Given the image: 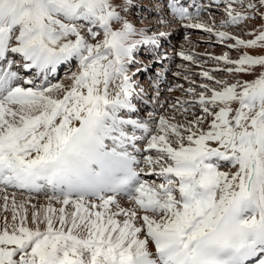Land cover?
<instances>
[{
  "label": "snow or ice",
  "instance_id": "1",
  "mask_svg": "<svg viewBox=\"0 0 264 264\" xmlns=\"http://www.w3.org/2000/svg\"><path fill=\"white\" fill-rule=\"evenodd\" d=\"M138 7L0 0V264H264V0ZM172 24L227 51L161 102Z\"/></svg>",
  "mask_w": 264,
  "mask_h": 264
},
{
  "label": "rangeland",
  "instance_id": "2",
  "mask_svg": "<svg viewBox=\"0 0 264 264\" xmlns=\"http://www.w3.org/2000/svg\"><path fill=\"white\" fill-rule=\"evenodd\" d=\"M137 2L140 5V7H138L137 9L134 10L135 11V16L137 18V23H138V25L145 26L147 23H151V21L153 20V18L155 16H154V14H152L151 10L149 9V7H148L149 5L146 7V6H143L141 4V3H143V1H140V0L138 1L137 0ZM215 15H216V19L219 20L221 18V16H222V11L221 12H216ZM205 18H206V16H205ZM253 26L259 27V21L258 20L253 21L252 24H250L248 27L250 29ZM241 27H243V25ZM231 30L235 31L237 34H239V31H240L239 28H235V27L233 29H231ZM187 32H189V31L187 30ZM188 34H189V36H192V35L196 34V32H189ZM184 35L185 34H180V35L177 34V36H176V38L174 40L176 42L183 41L184 47H186L187 51H190L189 52L190 54H193L195 56L196 62L199 65L205 66L206 67L205 70H211V69L216 68L218 66L214 60H211L208 57L210 55H220L224 51H227V49L223 45L217 43L215 37H209V36H207L205 34L204 40L202 38L201 39L202 41H196V39L192 41L191 40L192 38H189V40H184V38H183ZM244 38L247 39V38H250V37L245 36ZM190 40H191V43H189ZM170 41L171 40L168 39L166 42H164L165 45H163V49H165L168 46L169 47H172L171 46L172 44H170ZM185 43H186V45H185ZM146 54L147 53H144V52H142L140 54L138 53V59H144V60L147 61L148 59H147ZM230 55L233 58H235L236 55H237V53L235 51H232V52H230ZM189 63H190V61H184L181 58H178V59L174 60V65H173V68L172 69L175 70V73H180V75H177V77H178L177 79L178 80H182L181 77H185V76H189L190 75V73H186L187 75L185 73L184 74L182 73L184 71L183 67L189 66ZM219 67H224V65L221 63L219 65ZM202 70H204V68H202ZM212 74L215 75L218 79H225V80H228L229 82H231L234 79L232 76H230L229 74L224 73V72H215V73H212ZM64 75H65L64 73L59 74L57 76V79H63L64 78ZM142 76H144V75H142ZM140 77H139V80H140V82H142V79L144 77L143 78L142 77L140 78ZM201 81H203V80H201ZM181 82L184 85V89H182V90L179 89V90H181L180 92H182L183 95L180 94L179 91H176L177 90L176 88H175L176 90L173 88L175 91L174 90L172 91V95H173L172 96V99H175L176 100L177 97H179L181 100L182 99H190V96L185 91L189 85L186 84L184 82V80L181 81ZM186 82L188 83V81H186ZM171 86H172V84H170L169 87H171ZM173 92H174V94H173ZM174 95H176V96H174ZM170 102H173V100L170 101ZM167 112H171V109H168ZM162 114H167V113H162ZM22 198L23 197H21V196H17V199H22ZM35 202H36V200H33V203H35ZM40 202L43 203L44 202V198H40Z\"/></svg>",
  "mask_w": 264,
  "mask_h": 264
},
{
  "label": "bare ground",
  "instance_id": "3",
  "mask_svg": "<svg viewBox=\"0 0 264 264\" xmlns=\"http://www.w3.org/2000/svg\"><path fill=\"white\" fill-rule=\"evenodd\" d=\"M139 1V0H138ZM140 1H143V3H141L143 6H148L149 7V9L151 10V12H152V4L153 3H155V0L153 1V0H140ZM152 2V3H151ZM151 3V4H150ZM145 7V8H146ZM148 9V10H149ZM150 13V12H149ZM151 21V20H150ZM140 22V21H139ZM155 22H156V20H155V17L153 18V20L151 21V23H147L145 26H147V25H149V24H155ZM160 30L161 31H167L169 34L167 35V37H165V38H163V40H162V44L163 45H165L164 44V42H166L168 39L169 40H171L170 41V44H172L171 46L172 47H166L165 49H162L163 51H166L167 53H168V55L170 56V57H172V59H170V60H168V61H166L165 63H164V65H163V67H164V74H163V76L161 77V78H159V79H155L154 78V74H155V72H157V71H159V69H160V65L159 64H157L154 68H153V70H152V72L151 73H147V74H144V78L142 79V86H144V87H149V84H148V81L146 80V79H152V80H154V83H153V85H152V87H151V89H150V92H149V95H153V96H155V94H156V91H157V89H158V91H159V93H160V96H159V99H160V101L161 102H164V101H172L173 100V102L175 101V99H172V92H169L168 91V89H169V86H170V84H172V86L171 87H173L176 91H179V93L180 94H182V92H180L182 89H184V85H183V83L181 82V81H183L184 80V82L186 83V84H188L189 85V83H187L186 81H185V79H184V77H181L182 78V80H178L177 78V75H176V73H175V70H173L172 68H173V65H174V60H176V59H178V58H180L179 56H176L175 55V53L176 52H178V51H180L181 49H183V50H185L186 52H190V51H187V49H186V47H184V43H183V41H178V42H176L174 39L176 38V36H177V34L178 35H180V34H185L186 32H187V30L186 29H184V28H182V27H180L179 25H177V24H172L171 26H169V27H161L160 28ZM189 32H196V34H194V35H192V36H189L190 38H192L191 40L193 41V40H195L196 39V41H202L201 39L203 38V40H204V36H205V34L206 33H204V32H202L201 30H188ZM188 32V33H189ZM207 36H208V34H206ZM185 37V35L183 36V38ZM184 40H185V38H184ZM191 40H190V42L189 43H191ZM187 42V41H186ZM185 45H186V43H185ZM250 51H252V53L253 54H260V51L259 50H250ZM209 53V52H208ZM182 59V58H181ZM199 64L197 63V62H195V63H193V62H190L189 63V66H187V67H183V69H184V71L182 72L183 74L185 73H190V75L188 76L189 77V79H192V80H195L196 82H197V84H199L200 82H203V81H201V80H203V78L199 75L200 74V72L202 71V68H204V70H205V66H202V68L200 67V66H198ZM177 67V66H176ZM189 69V70H188ZM187 75V74H186ZM142 76V75H141ZM140 77V76H139ZM200 81V82H199ZM177 85H182L183 87L182 88H177L176 86ZM187 85V86H188ZM189 87V86H188ZM187 87V88H188ZM179 89H181V90H179ZM174 90V91H175ZM167 91V92H166ZM173 94H174V92H173ZM185 94V93H184ZM183 95V94H182ZM174 96H176V95H174ZM183 98V97H182ZM185 98V97H184ZM189 98V97H188ZM191 98V97H190ZM183 100V99H182ZM152 108V105H149L148 106V109L147 110H150ZM158 111H161L159 108L157 109ZM144 114H146V113H144ZM130 151H132V149L130 148L129 149ZM133 155H136L137 156V158H140L141 157V155L142 154H140V153H136V152H133ZM27 194H25V196H26ZM19 196V195H18ZM24 198V197H23ZM40 198H44L43 196H41ZM33 200H35V199H33Z\"/></svg>",
  "mask_w": 264,
  "mask_h": 264
}]
</instances>
